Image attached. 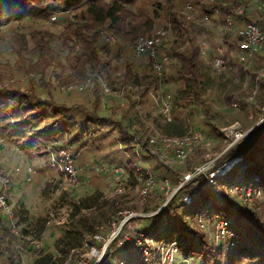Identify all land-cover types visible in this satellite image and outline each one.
<instances>
[{
  "label": "trees",
  "instance_id": "obj_1",
  "mask_svg": "<svg viewBox=\"0 0 264 264\" xmlns=\"http://www.w3.org/2000/svg\"><path fill=\"white\" fill-rule=\"evenodd\" d=\"M56 1L58 0H0V25L13 20L29 19L35 15L49 17L57 10ZM64 1L65 8L60 14H71L69 19H65V27L69 29L66 38L69 37L67 41L72 42L71 45H67L68 54L71 56L63 64L64 67L59 69L62 74H56L55 69H50L51 77L57 80L60 75H63L57 80L58 84L81 83L92 74L102 72L106 74L109 79L107 82L109 81L108 84L113 89L127 88L124 102L115 98L118 102L125 104L126 108L119 114L118 112H109L103 117L99 116L98 107H100L102 93L99 92L98 84H95L93 94H90L88 102L92 108H89L86 104L68 105L56 101L45 87L47 94L42 96L40 92L36 93L39 86L34 81L29 82L30 87L26 90L8 88L0 83V136L16 145L21 151L42 147L44 154L47 153L48 148L76 141L78 148H73V157H75L77 149L88 147L90 143L97 140L102 141V138L111 133L112 129H116L118 137L114 139V142L122 144L120 149L123 152L134 154L138 158L150 156L159 163L158 158L150 153L149 136H146L145 131L142 130L144 126L148 125L147 127H149V124L152 123L148 121L150 120L148 115L149 111L155 110V108L150 102L139 113L135 109V104L137 98L140 101L145 97L150 99V93L162 91L164 86L151 72L148 65L146 66L148 69L143 68L139 71L125 63L122 71L116 74L112 62L100 57V54L106 55L107 53L104 50L106 45L99 37V34L101 35L99 28L103 25L121 41L131 39L132 42V39L139 34H150L154 18L158 16L157 10L151 8L153 12L149 16L136 5L138 0ZM225 1L227 4L229 2L232 4L236 0ZM228 5L221 9L219 21H221ZM200 7H205V3L203 2ZM167 20L171 25L172 33L167 48L170 60L164 81L168 82L171 87L172 114L176 106L187 108L190 112L199 109L204 114L203 124L216 130L211 121L213 112L207 100L208 90L214 89L218 94L219 91L225 89V83L228 80L226 74L236 77L237 75L241 77L249 75L252 77V82L256 81L261 85L264 76H259L257 71L264 65V48L255 55L254 63L248 69H243V64L236 57L225 59L226 63L236 64L238 70L236 72L232 69L224 70L218 75L212 71L207 57L201 55L199 51V41L205 36L213 43L218 37L214 28L205 29V26L185 20L178 12H168ZM218 44L225 45L228 50H234L236 38L229 31L222 35ZM73 46L76 48L72 53ZM37 47V57L43 64L40 67V72L44 74V66L48 68L56 56L49 50L46 53L50 58H42L39 45ZM46 53L44 54L46 55ZM57 62L54 61V64L57 65ZM60 63L58 62L59 65ZM168 70L171 71L169 77ZM249 70L254 72L249 74ZM119 82L120 84H118ZM157 116L161 120L163 119L158 112ZM153 122L167 134L175 132L176 135L181 136L191 132L186 131L183 120L172 118L171 121H166L163 125L155 117ZM89 125H95V127H88ZM85 133L87 139L80 141L79 138ZM61 137L65 138L62 142H60ZM235 157L238 159L227 172L216 178L217 183L209 186L208 191L199 202L184 204L182 196L190 189L182 188L164 208L161 215L148 218V223L142 230L151 233L161 229L160 233L174 237L178 241L179 250L185 258L201 256L204 264H220L219 256L221 255H226L224 261L229 264H264V198L258 200L255 208H251L248 204L230 199L221 186V184L231 186L249 183L260 189L261 194H264V123L251 131L242 146L229 150L225 155V158ZM135 164L136 162L130 159L126 165L122 166L125 168L123 181L126 187L129 185L135 187L138 183L137 177L144 172L145 168L135 170ZM149 169L152 172L155 171L152 168ZM163 172L155 173L156 177L159 175L162 177L165 174ZM210 194L213 197V202L208 205ZM75 203L72 202L74 207L71 214L72 219L80 213L81 209L94 208L97 213L94 217L80 215L76 220H71L72 225L63 230L61 235L54 240L53 253L44 249L34 250L14 236L7 227L1 225L0 255H5L4 264H21V254L31 249L34 252L31 264H66L71 250L81 247L85 242L92 243L91 235L101 231L100 228L108 224L107 222L112 216L111 218L106 217L103 210L108 208L111 214L117 210V200L106 198L99 189L81 198L77 204ZM16 205L18 209L17 224L25 231L27 228V233H31L32 237L41 239L46 227L44 218L34 217L22 203ZM207 206L210 210L227 217L237 232L236 244L228 252L224 253L220 247L214 246L213 248L209 239L196 226L195 216ZM111 247L123 248L127 253L129 252L126 259L119 258V260H125L127 264H156L142 262L139 259L138 250L129 242L119 243L118 238L110 244L101 264L107 258ZM214 250L219 256L208 262V255Z\"/></svg>",
  "mask_w": 264,
  "mask_h": 264
},
{
  "label": "rangeland",
  "instance_id": "obj_2",
  "mask_svg": "<svg viewBox=\"0 0 264 264\" xmlns=\"http://www.w3.org/2000/svg\"><path fill=\"white\" fill-rule=\"evenodd\" d=\"M196 1L199 6L203 4V0ZM136 5L142 8L144 10L143 12L148 13L149 16H151L153 12V9L151 8L157 10L156 13H158V16L154 18V25L151 27L150 33H153L158 27L165 26L168 23V12H178L183 17L184 14H186L185 0H138ZM64 8V0L56 1L57 10H63ZM70 16V13L63 15L60 14L55 21L50 22L46 16L35 15L30 17L29 20L26 18V20H24L23 18V20L21 19L20 21L14 20L10 21L7 25H1L0 83L8 88H20L26 90L30 87L29 82L34 81L37 86H39L36 93L40 92L42 95L43 93H46V90H49L56 101L66 103L68 105L78 101L88 103L91 97L90 94H93V89L96 86L95 84L99 85L97 78L94 77V84L83 92L76 88L66 89L68 85H77L80 83L71 82L58 84L57 80H59V78L63 75H60L57 80H54L50 74V69H55L56 74H62L59 69L64 67L63 64H65L71 56L68 54L67 45H71L72 42L67 41L69 37L66 38V34L69 29L65 27V19H69ZM198 24L205 26V29H212L210 21ZM213 28L216 31L218 30V28ZM100 30H106L108 33H111L104 25L99 28V31ZM99 37L100 40H103L100 34ZM114 37L115 43L106 46L104 50L107 54H100V57L108 59L112 62L114 70L117 72L116 74H119L122 71L125 63L130 64L132 68L134 67V69H136L141 57L134 53L131 45V39L128 41H121L117 39L116 36ZM205 37L208 38L207 36ZM37 45H39V48L41 49L40 55L42 58H50L49 54L46 53V51L49 50L53 52L54 56H56L53 58V61L50 62V66L48 68L44 66V74L40 72V67L43 64L37 57ZM75 48L76 47L73 46L72 53L75 51ZM44 53H46V55ZM205 57H207L212 71L219 75L221 72H217L212 67L210 62L211 58L209 56ZM144 58L145 57H142V59ZM42 60L44 61L45 59ZM54 61L61 63L59 65L57 62L56 65L54 64ZM167 74L169 77L171 71L168 70ZM225 76L228 78L225 83V89L219 91L218 94L214 89L211 91L208 90L207 92V100L209 101L213 112L211 121L216 130L212 129L207 124H203L202 121L204 114L199 109L190 112L187 108H180L179 106H176L174 107L172 114V117L175 118V120L184 121L186 131L202 130L212 142L211 151L214 152H219L227 144V138L222 134L220 130L221 128L234 126L241 128L242 130H248L251 126L256 125L259 122L261 123V119H264L262 118L264 117V81H262L261 85H259L256 81L252 82L251 76L241 77L240 75H237L236 77L227 74ZM104 77L106 80H109L106 77V74H104ZM118 84H120V82ZM118 84H115V86H118ZM98 89L99 92L102 93L100 86ZM147 98L148 97L142 98V108L148 106L147 104L149 99ZM101 103L100 107H98V115L101 117L105 116V114L109 112H118L119 114L124 108H126L125 104L118 101H115L112 105L110 103L109 106L105 108L101 107ZM233 103H237L238 106L234 107ZM88 107L92 108L91 104ZM155 117L160 124L164 125L166 122L164 119L161 120V118L157 116L156 109L149 111L148 118L150 120L148 121L153 124L150 123L149 127H147L148 125L143 127L142 130L145 131L144 134L146 136H152L155 134L178 136L175 132H171L169 134L164 133L161 128L156 126L153 122ZM88 127H95V125H89ZM86 136V133L82 135L79 138L80 141L86 140ZM117 137V130L112 129V132L102 138V141L97 140L92 144L90 143L88 147H81L77 149L73 159L75 165L77 163L81 165V167L78 166L80 180L78 185L72 190H65L61 187L60 174H58L55 169L48 166L47 154L42 152V147H38L30 151H20V153L15 151L12 155L11 165L14 169L17 167L20 176L23 177L24 168L26 166H30L38 170L37 176L31 182L23 184L21 191L26 198L30 214H33L36 218H44L46 221V227L41 236L43 249L45 251H49L51 253L54 252V240L61 235L63 230L68 229L72 225L71 220H76V218H79L78 216L80 215L89 217L95 216L97 212L94 208L81 209L80 213L74 219H72L71 214L74 209L72 202H76L75 204H77L81 198L91 194L96 189L101 190L106 198L117 200L116 212L111 214L108 208L103 210L106 217L109 216L111 218L112 216V218H109L110 220L108 219V224L103 228V230L101 228L102 232H106V230L110 228L111 225L109 223H112L113 220L128 215L129 212L144 213L153 210L157 207V205L162 204V202H164L171 194V188H161V184L159 182L161 175L155 177L159 180L155 190L145 196H141L137 192L136 188L131 187L130 185L129 187H122L120 191L114 192L113 190L117 183V175L113 172V170L97 171L98 166L103 164L110 167L114 165L124 166L127 164L128 160L132 159L138 166H148L149 168L155 170L153 171L154 174L160 171H165L163 173H165L166 176L172 174L181 176L192 165L203 162L206 159L205 153L207 150L200 145H196L183 161L164 163L165 166L162 167L160 166L161 161L157 163L153 157L145 156L143 158H138L134 154H127L126 152H123L120 149L122 144L114 142V139ZM239 142L240 141L236 143ZM72 145L73 148H78V142L73 141ZM215 162H217V160ZM119 174L120 172H118V175ZM123 177H125L124 174L122 178ZM262 198H264V194L255 196L252 205L249 206L251 208H255L258 200ZM209 212V208L205 209L204 216H207ZM140 218L141 217H135L129 219V225L139 228L140 226H143V224L148 223V219ZM27 231L28 229L26 228V232ZM29 234L31 235V233ZM131 234L132 233L130 231V235ZM210 243L214 248L213 242ZM221 244L222 241L220 240L218 242V246H221ZM33 254L34 252L32 249L25 251L23 261L27 264L31 263L34 257ZM128 255L129 252L127 253L123 248L111 247L103 264H116L119 258L126 259ZM176 255L175 264H204L202 263L201 256H190L185 258L180 251L177 252ZM218 256L219 254L216 250H214V252H211L208 255V262ZM4 257V254L0 256V264H4ZM219 257L221 259L220 264H229L227 261H224L226 255H221Z\"/></svg>",
  "mask_w": 264,
  "mask_h": 264
},
{
  "label": "built area",
  "instance_id": "obj_3",
  "mask_svg": "<svg viewBox=\"0 0 264 264\" xmlns=\"http://www.w3.org/2000/svg\"><path fill=\"white\" fill-rule=\"evenodd\" d=\"M205 8L200 7L194 0H185L186 14L184 19L195 23H204L205 21L219 23L216 39L214 43L208 38L199 41V51L203 56H209L212 67L217 72L224 70H233L231 63H226L225 59L236 57L243 64V69H248L253 65L255 55L264 48V0H236L234 3L227 4L225 0H203ZM221 21H219L221 9L227 6ZM201 9V10H200ZM200 10V11H199ZM63 10H55L49 17V21H55ZM232 32L236 38V47L234 50H228L225 45L218 44L222 35L226 32ZM171 25L167 23L165 26L158 27L153 33L139 34L132 39L131 45L134 53L140 57H146L149 69L162 82L164 89L157 93H150L151 105L157 110L165 121L172 120V93L170 84L165 80L166 70L169 63L167 48L171 38ZM101 36L106 46L115 43V37L106 30H101ZM225 56V58H224ZM235 70V69H234ZM251 71L249 70V74ZM259 76H264V65L258 71ZM249 76V75H248ZM98 79L101 92L106 98H117L124 102L126 99L127 88L113 89L104 77V73L92 74L86 80L77 85H68L66 89L76 88L80 91H86L94 84L93 78ZM237 107V103H233ZM135 109L139 113L143 108L141 101L137 98ZM264 118V117H262ZM264 123V119H261ZM251 126L248 130L228 126L221 128L222 134L227 138V144L219 152L211 151L212 142L202 130H193L190 133L181 136L152 135L149 136L150 153L155 155L161 165L168 162H181L189 154L196 145H200L206 149L203 162L192 165L181 176L163 175L159 180L148 166H138L135 164L134 169H144L142 175L137 177L138 183L135 186L137 192L141 196H145L154 191L157 182L161 184V188H171V194L162 204L157 205L151 211L144 213L129 212L121 218L115 219L106 232L97 231L91 235L92 243L85 242L81 247L73 249L70 252L69 259L66 264H101L104 260L107 249L110 244L119 239L121 242H129L139 252V259L144 262H153L156 264H175V257L179 252L178 241L174 237L164 235L161 229L147 233L142 228L147 225L143 224L139 228L129 225V219L141 217L140 219H148L153 216L162 214L164 208L170 203L175 194L182 188H188L190 191L182 196L184 204L196 203L206 194L210 185L217 183L216 178L227 172L231 165L238 159L225 158L229 150L242 145L244 140L250 136L253 129L261 124ZM249 133V134H248ZM242 140V141H241ZM240 141L239 143H236ZM158 144V146H157ZM73 145L66 143L58 145L54 148L47 149V164L60 174V184L65 190L74 189L80 180L79 169L74 164ZM220 157V158H219ZM219 158V159H218ZM217 160V162H215ZM215 167V169H214ZM113 170L117 175V183L114 192L120 191L124 185L125 168L114 165L107 166L105 164L97 167V171ZM118 172L120 174L118 175ZM38 174V170L26 166L24 168V181L31 182ZM125 176V175H124ZM171 185V186H170ZM224 192L230 199L252 205L255 196L261 194L260 189L253 187L251 184H233L226 186L221 184ZM13 197V181L11 177L0 168V226L7 227L10 232L27 243L31 248L36 250L43 249L41 239L32 237L19 224L17 205L12 201ZM210 205L213 197L208 196ZM208 206L205 208L207 209ZM204 209V210H205ZM204 210L198 213L194 220L197 228L213 242L215 247H220L228 252L236 244L237 232L230 223V220L218 212L210 210L207 216H204ZM131 231V235H130ZM222 241L221 246L218 242ZM22 253L21 264H27L23 261ZM1 256V255H0ZM31 264V263H29ZM116 264H127L125 260H118Z\"/></svg>",
  "mask_w": 264,
  "mask_h": 264
},
{
  "label": "crops",
  "instance_id": "obj_4",
  "mask_svg": "<svg viewBox=\"0 0 264 264\" xmlns=\"http://www.w3.org/2000/svg\"><path fill=\"white\" fill-rule=\"evenodd\" d=\"M202 8H205V7H202ZM201 10V9H200ZM199 10V11H200ZM28 19V18H26ZM24 18V20H26ZM23 20V19H22ZM29 20V19H28ZM14 21V20H13ZM9 22H4L2 23L1 25H7ZM0 25V26H1ZM211 27H215V29H217L218 27H220L219 23L215 20V22H211ZM216 31V30H215ZM217 33V31H216ZM146 58V57H145ZM141 59L139 60V63H138V66H137V70L141 71L143 68H146L148 69L146 66L148 65L147 63V59ZM232 68L233 70L236 72L238 70V68L236 67V64L232 63ZM45 92V91H44ZM47 92V91H46ZM50 92V91H49ZM47 93H43L42 96L46 95ZM50 95H52V93L50 92ZM149 99V98H148ZM150 100V99H149ZM148 100V103L150 102ZM101 107L102 108H105V107H108L109 104L111 103V105L117 101L115 100V98H106L104 97V95L101 94ZM77 104H86V106H89L90 103H84L83 101L82 102H76ZM63 140H65L64 137H61V140L60 142H62ZM59 142V143H60ZM72 144V143H71ZM15 151H17V153H20V149L14 145L13 143L9 142L6 138L4 137H1L0 136V168L5 172L7 173L12 181L14 182L13 183V199L12 201L15 203V204H24L25 207L29 210V207L27 206V202H26V198L24 197V195L22 194V191L21 189L23 188V184H25L26 182L24 181V175L23 177L19 175V172H18V169L16 167V169H14V167L11 165V159H12V155L15 153ZM76 166H80V164H76ZM30 211V210H29ZM54 250V249H53Z\"/></svg>",
  "mask_w": 264,
  "mask_h": 264
}]
</instances>
